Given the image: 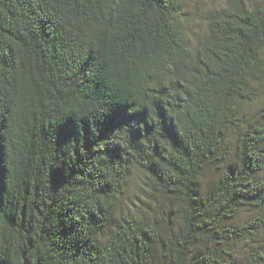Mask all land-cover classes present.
I'll list each match as a JSON object with an SVG mask.
<instances>
[{
    "label": "trees",
    "instance_id": "16d2710c",
    "mask_svg": "<svg viewBox=\"0 0 264 264\" xmlns=\"http://www.w3.org/2000/svg\"><path fill=\"white\" fill-rule=\"evenodd\" d=\"M224 5L190 50L172 0H0V264H264V0Z\"/></svg>",
    "mask_w": 264,
    "mask_h": 264
},
{
    "label": "rangeland",
    "instance_id": "374dc122",
    "mask_svg": "<svg viewBox=\"0 0 264 264\" xmlns=\"http://www.w3.org/2000/svg\"><path fill=\"white\" fill-rule=\"evenodd\" d=\"M224 2L225 0H172L175 9L173 15L174 21L188 49L193 50L200 44L202 35L206 31V13L211 10L221 9L225 7ZM262 56L264 58V51ZM256 94L257 95L252 102L247 103L243 106L246 117H249L255 111H258L264 107V89L258 90ZM233 148L234 135H230V138L227 142V149L232 151ZM214 175V170L206 168L199 181L200 189H204L205 187H207L208 184L212 181ZM143 188L144 192H147L144 176L140 172L136 171L129 179V182L125 189L126 195H123L120 198L119 206L123 208H134L133 206H130L129 203H131V200L134 199V194H137L141 197L140 189ZM156 200L160 203L161 206L169 209V202L165 198H156ZM152 208L156 209L155 206H153ZM253 214H260L264 219V207L259 210L247 209L242 212L241 217L242 219H244ZM260 238V244L264 248V232L261 233ZM250 243L253 242H249V240H246L240 244L237 256V264H243L245 262Z\"/></svg>",
    "mask_w": 264,
    "mask_h": 264
},
{
    "label": "water",
    "instance_id": "95a60500",
    "mask_svg": "<svg viewBox=\"0 0 264 264\" xmlns=\"http://www.w3.org/2000/svg\"><path fill=\"white\" fill-rule=\"evenodd\" d=\"M23 264H29V262L25 259Z\"/></svg>",
    "mask_w": 264,
    "mask_h": 264
}]
</instances>
